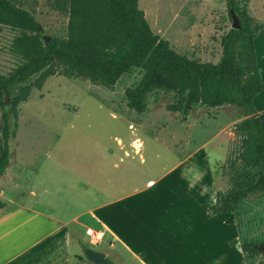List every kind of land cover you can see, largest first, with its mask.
Returning <instances> with one entry per match:
<instances>
[{
  "label": "crops",
  "instance_id": "obj_1",
  "mask_svg": "<svg viewBox=\"0 0 264 264\" xmlns=\"http://www.w3.org/2000/svg\"><path fill=\"white\" fill-rule=\"evenodd\" d=\"M256 37L257 64L264 68ZM258 97L257 113H264V85L254 104ZM73 110L79 112L25 185H19V169L10 172L11 192L0 194V264H78L82 247L68 248L73 225L84 233L86 227L111 232L110 244L81 243L115 263L249 264L236 215L215 208L222 170L204 167L203 157L194 160L202 145L180 154L144 129V119L136 124L94 95ZM17 189L20 194L12 195Z\"/></svg>",
  "mask_w": 264,
  "mask_h": 264
},
{
  "label": "trees",
  "instance_id": "obj_2",
  "mask_svg": "<svg viewBox=\"0 0 264 264\" xmlns=\"http://www.w3.org/2000/svg\"><path fill=\"white\" fill-rule=\"evenodd\" d=\"M231 20L221 37V56L216 63L200 62L171 48L168 40L154 34L138 0H53L54 6L68 13L67 32L63 38H41L42 27L35 17L14 0H0V33L14 32L10 52L16 65L0 73V175L9 164L10 113L16 118V105L25 100L29 85L20 86L40 72L48 75L56 64L67 77L84 78L94 84L112 88L120 77L134 69L141 76L124 89L129 110L142 114L147 98L155 91L175 92L182 96L168 109L183 119L193 104L209 108L222 105L237 107L243 118L234 124L233 133L239 147L229 163L230 185L218 190L215 208L235 215L250 195H264V113H257L254 97L264 85V68L257 64L254 38L264 32L249 13L246 0H225ZM232 21V20H231ZM20 86L8 107L3 97ZM114 110L115 108L112 107ZM254 239H242L245 260L261 254ZM88 248L83 245V250ZM103 264H116L106 257Z\"/></svg>",
  "mask_w": 264,
  "mask_h": 264
},
{
  "label": "rangeland",
  "instance_id": "obj_3",
  "mask_svg": "<svg viewBox=\"0 0 264 264\" xmlns=\"http://www.w3.org/2000/svg\"><path fill=\"white\" fill-rule=\"evenodd\" d=\"M14 1L28 10L39 22L42 27V39L46 41L47 38L66 36L68 13L65 9L54 6L53 0ZM246 1L249 13L257 23L264 26V0ZM138 7L143 11L152 32L168 40L176 52L186 54L200 62L216 63L219 60L221 37L232 24L225 0H138ZM13 35L14 32L7 29L0 33L2 74H6L17 63V59L9 50ZM255 42L258 50L264 52V34L257 33ZM49 72L45 76H41L40 72L36 73L20 85H29L30 91L25 100L17 103V117L10 113V127L14 133L9 139V164L4 172L7 175L0 176V194L3 190L6 195L10 194L11 189L7 183L12 171L20 170L22 176L19 185H25L33 167L57 136L65 130L74 114L79 112L80 109L75 112L73 109L78 107L87 95L104 100L111 108L114 107L115 111L128 116L136 124L138 120L144 119L146 121L143 124L144 129L157 133L167 145L180 154L187 153L190 149L195 151L202 145L203 150L194 157V160L203 157L204 161L201 163L204 167L220 168L222 170L220 185L223 189L230 185L229 163L233 161L239 147L238 138L234 134L231 135L230 131L232 124L243 118L237 107L224 105L217 109L196 103L190 107L187 115L190 121L185 122L178 112L168 109V105L181 101L182 96L175 92L155 91L147 98V109L144 114L138 116L126 108L124 97V89L141 76L137 69L123 74L112 88L94 84L84 78L67 77L56 64ZM20 86L11 89L10 97L1 99L2 101L6 99L8 107H11ZM262 98L255 99L257 108H261ZM90 100L87 105L93 106ZM85 111L92 110L85 108ZM1 112L0 106V126ZM81 116L84 114L81 113ZM161 126L165 127L161 129ZM224 155L225 160L222 159ZM20 191L17 189L12 195H19ZM236 221L241 240L254 239L259 245L264 243V195L248 196L239 207ZM78 228L76 225L71 227L73 238L68 248L74 251L79 248V243L82 250L78 264H94L85 255L83 243L91 247L94 245L88 243V235ZM110 235L111 232H104L102 245L112 242V239L109 240ZM115 248L121 251L118 245ZM106 249H109V255L115 257L110 246ZM121 255L122 260L127 258V263H130L124 252ZM252 261L253 264H264V256L258 254Z\"/></svg>",
  "mask_w": 264,
  "mask_h": 264
},
{
  "label": "water",
  "instance_id": "obj_4",
  "mask_svg": "<svg viewBox=\"0 0 264 264\" xmlns=\"http://www.w3.org/2000/svg\"><path fill=\"white\" fill-rule=\"evenodd\" d=\"M231 27H237V20H236V17L233 13H231ZM49 40V38L46 39V41ZM6 101V99H5ZM263 247V244H260V249H262ZM85 255L87 256V258L89 260H91L94 264H103L104 262V259L106 258V255L105 253L103 252H100V251H96V250H93V249H90V248H87L85 250Z\"/></svg>",
  "mask_w": 264,
  "mask_h": 264
},
{
  "label": "built area",
  "instance_id": "obj_5",
  "mask_svg": "<svg viewBox=\"0 0 264 264\" xmlns=\"http://www.w3.org/2000/svg\"><path fill=\"white\" fill-rule=\"evenodd\" d=\"M85 234L89 237V242L91 244L99 243L104 237V231L101 229H95L92 227H86Z\"/></svg>",
  "mask_w": 264,
  "mask_h": 264
}]
</instances>
